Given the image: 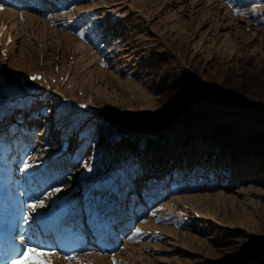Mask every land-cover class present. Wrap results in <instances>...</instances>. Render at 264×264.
<instances>
[{
    "label": "rangeland",
    "instance_id": "obj_1",
    "mask_svg": "<svg viewBox=\"0 0 264 264\" xmlns=\"http://www.w3.org/2000/svg\"><path fill=\"white\" fill-rule=\"evenodd\" d=\"M72 2L56 10V15L58 5L41 15L36 10H17L3 4L0 111L14 99L40 94L48 96L52 107L58 105L61 121L69 118L95 123L101 131L95 148L100 152L97 157L90 153L89 159L96 164L95 174L111 168V164L104 167L100 156L122 152L119 142L139 146L152 135H168L175 143L191 136L201 141L200 125L188 120L198 109L188 111L195 100L202 106L215 103L221 116L211 117L210 122L232 121L236 140H245L252 133V120L236 116L240 120L235 121L228 116L236 109L226 108L233 103L220 90L225 76L233 71L264 69V0ZM31 4L29 0L25 7ZM85 12L91 13L84 19L82 34L90 33L100 22L113 26L114 37L102 42L103 47L97 41L95 47L88 44L74 31L80 23L77 19ZM162 58L179 78L180 87L173 94L182 98L180 105L160 101L157 95L161 85L151 70ZM33 75L42 79L32 80ZM43 120L41 134L50 126ZM4 155L6 159L10 156L6 150ZM118 163L119 159H113V165ZM9 171L7 166L0 170V245L7 253L16 250L12 246L18 229L15 214L23 212L19 219L25 213L16 205L21 189L10 193L6 185ZM79 174L82 177L71 181V189L91 186L99 177L85 169ZM115 174L105 178L106 186ZM96 220L94 230L109 237L108 224L102 217ZM38 227L49 231L52 222L44 220ZM136 229L131 242L114 255L82 252L66 260L65 253L51 249L57 255L50 259L53 264H252L264 255V183L176 196ZM66 248L71 257L79 253L70 245Z\"/></svg>",
    "mask_w": 264,
    "mask_h": 264
},
{
    "label": "trees",
    "instance_id": "obj_2",
    "mask_svg": "<svg viewBox=\"0 0 264 264\" xmlns=\"http://www.w3.org/2000/svg\"><path fill=\"white\" fill-rule=\"evenodd\" d=\"M45 2L48 3L46 9L43 7ZM72 3V0H36L29 8L36 10L38 14L46 15L55 5L58 6L54 12L63 5L71 6ZM14 5L20 10L25 9L23 4ZM90 13L85 12L77 19L80 23L74 31L88 44L91 42L95 47L99 43L103 47L102 42L106 43L105 40L114 37L113 26L110 22H100L90 33L81 35V30L86 26L84 19H88ZM95 41L98 43L95 44ZM159 61L151 70L157 84L161 85V91L157 95L160 101L169 100L180 105L182 98L173 94L180 87L179 78L168 68L166 58ZM263 70L254 69L251 72L247 69L238 74L233 71L225 76L223 88L220 90V94L233 103L230 104L233 106L226 108L236 109L228 113L232 120H240L236 117L240 116L252 120L255 124L252 133L245 140L234 138L232 121L210 122L211 117L221 116L222 111L215 103L202 106V103L195 100L196 106L191 105L188 111L197 106L198 109L192 111L193 114L188 120L189 123L200 125L201 141L194 136L187 137L180 143H175V139L169 138L168 135L163 138L160 135L145 138L136 136L139 140L144 138L143 145L119 142L118 146L122 152L110 153L107 158L104 153L100 156L104 167L111 164V168L102 173L97 171L96 174L93 168L96 164L94 160L90 163L89 159L90 153L93 152V157H97L96 154L100 152L95 148L101 131L94 122V125H90L87 120L78 123L77 120L69 118L61 121V117H57L58 105L52 107L47 100L48 96L39 94L10 101L0 111V160H5L1 151L4 148L14 157L10 183L15 181L19 188H22L25 208L40 198L45 201L43 208L34 211L29 209L26 215L27 226L30 227L29 221L33 222L36 216L53 219L56 221L53 235H63V231L72 228L73 233L78 232L85 238L83 250L86 253L95 251L93 245L101 252L104 241L92 231L94 225L86 218L88 212L98 213L119 235V239L113 240L115 249L119 246V250L131 242V235L139 224L149 220L158 209L176 196L232 191L249 184L262 186ZM43 119L48 120L50 126L41 134ZM51 120H54L53 123ZM46 124L44 123V126ZM115 158L121 163L113 165ZM83 169L87 174L99 177L90 187L80 185L81 188L71 189V181L78 175L82 177L83 174L79 172ZM109 174L116 176H113L110 185L106 186L105 178ZM57 187L62 190L53 191ZM62 207L67 210L65 214L61 212ZM38 210L43 211L37 213ZM43 213L47 215L42 216ZM252 264H264V255L257 257Z\"/></svg>",
    "mask_w": 264,
    "mask_h": 264
},
{
    "label": "snow or ice",
    "instance_id": "obj_3",
    "mask_svg": "<svg viewBox=\"0 0 264 264\" xmlns=\"http://www.w3.org/2000/svg\"><path fill=\"white\" fill-rule=\"evenodd\" d=\"M5 7L2 3H0V11H4ZM81 35H83L81 33ZM32 80L42 79L39 76L33 75L30 77ZM87 167V165H85ZM91 171V168L88 169ZM62 189L57 187L54 188L53 191L60 192ZM45 206V201L43 198L38 199L36 202L29 203L27 205L28 209L36 210L37 208H43ZM154 215V214H153ZM136 232L139 234L140 229L137 228ZM23 242V238H22ZM57 255V253L45 246L43 243L41 244H29L26 245L25 248L21 251L18 258L12 261V264H53V261L50 257ZM66 260H71L73 257L70 255H65L63 257Z\"/></svg>",
    "mask_w": 264,
    "mask_h": 264
}]
</instances>
